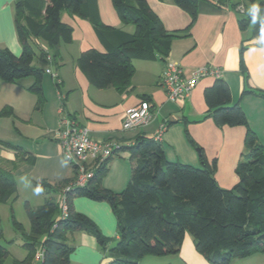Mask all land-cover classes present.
Listing matches in <instances>:
<instances>
[{
  "label": "trees",
  "instance_id": "obj_1",
  "mask_svg": "<svg viewBox=\"0 0 264 264\" xmlns=\"http://www.w3.org/2000/svg\"><path fill=\"white\" fill-rule=\"evenodd\" d=\"M96 1L15 0L13 24L21 53L15 56L7 48L0 49V81L13 84L34 78V83L27 90L36 96L35 107L43 103L41 80L46 68L38 69L32 61L37 58L47 67L46 56L50 55L51 65H58L60 46L72 42L71 27L61 21V14L66 13L89 22L104 48L103 52L93 48L84 50L75 60L76 67L89 85L98 90L113 88L120 94L125 93L131 87L135 71L132 62L157 58L165 61L172 42L189 33L200 5L207 0H158L178 7L189 16L187 27L173 32L165 30L146 0H110L121 24L132 25L133 33L103 24ZM218 1L234 11L243 5V13L236 11L238 27L241 32L250 28L249 40H258L261 23L251 22L247 6L257 4L264 9V0ZM214 8L220 9V4ZM246 48L241 45L239 50V68L245 80L247 72L243 53ZM243 93L264 100V92L245 89ZM203 98L207 111L197 122L211 119L218 128L242 126L246 130L244 152L235 167L238 181L233 188L224 190L217 185L215 160L208 162L200 149L202 168L197 169L167 161L159 142L138 134L131 145L118 150L128 152L132 163L129 181L121 192L113 193L102 187V178L107 171L103 166L94 172L85 188L66 193L68 214L65 219H59V210L52 196L36 207L25 203L29 221L28 234L23 235L26 256L22 260H14L13 264H70L74 248L68 245L67 235L77 231L95 239L102 255L112 259L107 264H138L146 256L176 255L186 233L191 237L195 250L209 264H230L235 259L264 252V147L248 128L241 108L231 105L225 81L216 79L211 87L204 90ZM11 114L9 107L0 110V117ZM188 140L195 145L189 137ZM0 145L15 152L13 170L23 161L29 165L33 163V159L25 158L27 153L20 147L6 142H0ZM71 180L55 186L44 181L32 183L38 189L55 193ZM16 193L12 172L0 169V204L16 197ZM75 197L107 203L115 217L118 238L103 236L89 218L75 212L72 209ZM11 222L15 230L20 228L13 217ZM2 237L0 229V240ZM41 248L42 258L36 261L35 254ZM7 255L6 247L0 244V264Z\"/></svg>",
  "mask_w": 264,
  "mask_h": 264
},
{
  "label": "crops",
  "instance_id": "obj_2",
  "mask_svg": "<svg viewBox=\"0 0 264 264\" xmlns=\"http://www.w3.org/2000/svg\"><path fill=\"white\" fill-rule=\"evenodd\" d=\"M14 2L15 0H0V49L7 48L15 56H19L21 46L13 24ZM96 2L103 24L133 33L132 25L121 24L110 0ZM146 2L166 31L184 30L189 24V16L178 7L158 0ZM219 4L220 9H215L214 5ZM236 11L227 5H221L218 0L205 1L200 5L197 19L189 33L172 42L165 61L157 58L154 61L132 62L135 71L131 87L122 94L113 88L98 90L89 85L76 67L75 60L84 50L93 48L103 52L104 48L89 22L62 13L61 21L72 29V42L60 46L61 60L57 66H47L57 72L61 85L55 86L51 77L44 73L49 77L41 80L44 101L35 107L36 96L27 90L34 83V78L29 77L27 85L21 83L24 79L13 84L0 81V95L4 93L2 102L12 108L15 122L19 123L15 131L16 136L0 142L9 144L20 137L23 143L13 146L26 152L25 158L33 159L32 164L23 161L13 170L15 152L0 145V160L3 161V166L7 164L5 168L10 169L8 171L12 172L14 178L19 172L26 175L29 182L44 181L50 186L73 179L74 171L62 159L60 146L55 140V131L61 115L71 117L77 124L85 127L93 140L109 141L119 149L131 145L133 138L138 134L154 138L159 127L165 124V130L159 139L165 159L200 169V149L208 162L215 160L214 179L217 185L221 189L230 190L238 181L235 167L244 152L243 140L246 130L242 126L218 128L211 119L201 122L197 120L207 111L203 98L204 90L211 87L216 79H222L229 87L231 105L241 108L248 128L264 147V100L256 95L243 93L245 89L264 92V46H261L257 39L249 40L250 28L244 32L240 31L237 24L239 15ZM241 45L247 46L243 53L246 80L239 68ZM41 48L44 46L41 45ZM253 48L256 51H249ZM167 61L179 65L185 78L204 66L218 70L219 77H202L187 98L176 103L169 102L161 86ZM32 65L38 69L47 68L37 58L33 59ZM141 101L149 103L153 114L151 121L133 131H122L121 124L126 112ZM60 108L62 113L59 112ZM131 165L128 152L116 151L105 165L107 171L102 178V187L113 193L121 192L129 181ZM40 190L44 193L39 198L42 203L49 196L56 199L59 194V191L51 193ZM39 205L41 203L35 206ZM72 209L89 218L103 236L118 238L115 217L105 202L75 197L72 200ZM67 243L74 248L70 264H107L112 260L104 257L95 239L84 232L68 234ZM155 259L146 256L138 264H209L195 250L187 233L176 255L160 258L165 260ZM230 264H264V252L244 259H235Z\"/></svg>",
  "mask_w": 264,
  "mask_h": 264
},
{
  "label": "built area",
  "instance_id": "obj_3",
  "mask_svg": "<svg viewBox=\"0 0 264 264\" xmlns=\"http://www.w3.org/2000/svg\"><path fill=\"white\" fill-rule=\"evenodd\" d=\"M237 11L243 13V5H239ZM46 60L51 64L50 55L46 56ZM45 73L53 80L55 86L61 85V79L57 72L51 68H46ZM219 71L208 66L195 70L190 77L183 76V69L176 63L166 62L162 73L161 86L166 94L169 102L176 103L187 98L191 90L195 87L198 80L205 76L219 77ZM150 105L146 101L139 102L136 106L130 108L122 121V131H133L139 127L147 125L153 114L150 111ZM59 112L62 113V108ZM165 130V124H162L156 132L154 141L159 142L161 133ZM55 140L61 149L62 159L72 167L74 178L67 183L56 197V205L59 210V219H65L68 214V203L66 193L74 189L85 188L94 176V172L105 166L115 152L119 150L118 146L109 141L93 140L85 127L77 124L72 118L61 115L58 120V126L55 131ZM56 224L53 225V228ZM42 248L35 254V260L42 258Z\"/></svg>",
  "mask_w": 264,
  "mask_h": 264
},
{
  "label": "rangeland",
  "instance_id": "obj_4",
  "mask_svg": "<svg viewBox=\"0 0 264 264\" xmlns=\"http://www.w3.org/2000/svg\"><path fill=\"white\" fill-rule=\"evenodd\" d=\"M249 9L250 7L248 5L247 14H248ZM42 78L48 79L49 77L46 74H43ZM28 82H29V78H26L21 81L23 85H27ZM3 94L4 93H1L0 95V110L3 109L4 107H9L3 104L2 102ZM10 109L12 111L11 116L0 117V141L5 140L6 138L8 139L13 136H16L15 131H16V127L19 126V123L15 122L14 112L12 108ZM17 138H18L17 141L11 142L9 144L21 145V143H23V140L20 137H17ZM25 145H26V142H25ZM5 166H7L6 163H5ZM5 166H3V161L0 160V169H3L5 171L10 170V169L5 168ZM14 179L16 182V189H17L16 197L9 199L6 203L0 204V229L2 230V235H3L2 239L0 240V244L6 247L8 251V255L5 258L3 264H13L14 259H23L26 256V250L23 248V243H24L23 235L28 234L29 222L26 216V211L24 209L25 208L24 206L26 202L29 204L30 207H36L35 205L37 203L42 204V200L41 199L39 200V198L42 194H44L42 193L40 189H37L33 185V183H31L32 181L31 182L28 181V178L26 175H21L18 172ZM12 217L19 224L20 228H17V230H15L16 228L12 225V222H11ZM171 256L173 255H167L164 257L168 258ZM151 258H156L155 260H165V259H160L163 257L151 256ZM159 262H162V261H159Z\"/></svg>",
  "mask_w": 264,
  "mask_h": 264
},
{
  "label": "clouds",
  "instance_id": "obj_5",
  "mask_svg": "<svg viewBox=\"0 0 264 264\" xmlns=\"http://www.w3.org/2000/svg\"><path fill=\"white\" fill-rule=\"evenodd\" d=\"M248 15L253 24H256L257 22L261 23V32L258 37V40H259L260 45L264 46V9H262L257 4H253L248 11ZM249 51L254 52L256 51V49L253 48V49H250Z\"/></svg>",
  "mask_w": 264,
  "mask_h": 264
}]
</instances>
